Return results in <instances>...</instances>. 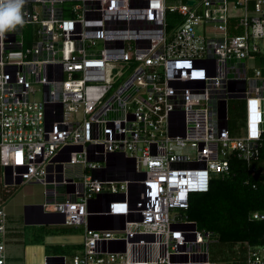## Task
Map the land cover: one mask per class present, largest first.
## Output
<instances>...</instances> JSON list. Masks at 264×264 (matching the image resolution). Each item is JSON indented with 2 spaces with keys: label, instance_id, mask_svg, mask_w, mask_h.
I'll list each match as a JSON object with an SVG mask.
<instances>
[{
  "label": "built area",
  "instance_id": "1",
  "mask_svg": "<svg viewBox=\"0 0 264 264\" xmlns=\"http://www.w3.org/2000/svg\"><path fill=\"white\" fill-rule=\"evenodd\" d=\"M23 12L0 39L1 162L13 183L46 184L33 218L84 227L71 260L32 264H217L189 195L264 148V75L241 61L264 52V0H26ZM7 222L0 206V264ZM226 264H264V244Z\"/></svg>",
  "mask_w": 264,
  "mask_h": 264
},
{
  "label": "rangeland",
  "instance_id": "2",
  "mask_svg": "<svg viewBox=\"0 0 264 264\" xmlns=\"http://www.w3.org/2000/svg\"><path fill=\"white\" fill-rule=\"evenodd\" d=\"M171 25L175 20L169 18ZM174 28V27H173ZM197 31L207 34L213 31L212 24L203 28L196 25ZM34 26L26 25L25 33L33 37ZM239 31V30H236ZM264 47V40L260 42ZM247 65L254 64L264 75V61L245 57L241 59ZM251 70L248 69V73ZM36 91L32 98H43L42 84L34 82ZM244 101L241 98L227 99V114L229 128L232 133L238 134L236 122L241 119ZM47 186L41 181H22L6 184L4 167L0 169V206L7 213L8 235L6 237L7 264H32L45 262L48 256L65 254L71 260L77 244L83 238L84 227L70 225L64 222H32L25 220V209L28 204H41L47 199ZM210 258L217 264H226L228 259L235 256H244L243 243L229 244L212 237L207 244Z\"/></svg>",
  "mask_w": 264,
  "mask_h": 264
},
{
  "label": "trees",
  "instance_id": "3",
  "mask_svg": "<svg viewBox=\"0 0 264 264\" xmlns=\"http://www.w3.org/2000/svg\"><path fill=\"white\" fill-rule=\"evenodd\" d=\"M256 55L259 62L264 61L262 51ZM263 168L264 148L254 166L231 156L228 172L212 176L207 190L190 193L188 217L223 242L243 243L245 248L264 244V218L250 217L253 211L264 212Z\"/></svg>",
  "mask_w": 264,
  "mask_h": 264
},
{
  "label": "clouds",
  "instance_id": "4",
  "mask_svg": "<svg viewBox=\"0 0 264 264\" xmlns=\"http://www.w3.org/2000/svg\"><path fill=\"white\" fill-rule=\"evenodd\" d=\"M25 4L26 0H0V39L24 25Z\"/></svg>",
  "mask_w": 264,
  "mask_h": 264
},
{
  "label": "water",
  "instance_id": "5",
  "mask_svg": "<svg viewBox=\"0 0 264 264\" xmlns=\"http://www.w3.org/2000/svg\"><path fill=\"white\" fill-rule=\"evenodd\" d=\"M190 2L192 0H189ZM75 147H78V146H70L68 148V151H71L73 149H75ZM68 158H69V155H68ZM4 174H5V182L6 184H10V183H13L14 180H13V176H12V167L11 166H5L4 167ZM21 178H19L18 180H16L17 183L21 182ZM42 207V203L41 204H28L26 206V209H25V220L27 223H32V222H54V223H58V222H63L64 221V216L60 217V218H56V219H49V218H46V217H40V218H33V214H34V211L36 209H40Z\"/></svg>",
  "mask_w": 264,
  "mask_h": 264
},
{
  "label": "crops",
  "instance_id": "6",
  "mask_svg": "<svg viewBox=\"0 0 264 264\" xmlns=\"http://www.w3.org/2000/svg\"><path fill=\"white\" fill-rule=\"evenodd\" d=\"M263 48V51H264V47H262ZM263 54H264V52H262Z\"/></svg>",
  "mask_w": 264,
  "mask_h": 264
}]
</instances>
